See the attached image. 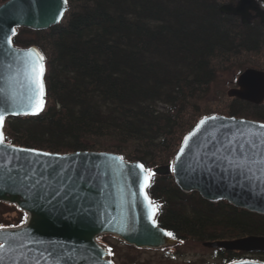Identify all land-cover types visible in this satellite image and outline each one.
Instances as JSON below:
<instances>
[{
  "label": "trees",
  "instance_id": "16d2710c",
  "mask_svg": "<svg viewBox=\"0 0 264 264\" xmlns=\"http://www.w3.org/2000/svg\"><path fill=\"white\" fill-rule=\"evenodd\" d=\"M67 1L59 25L20 29L12 40L45 57L46 106L38 116L6 119L5 143L60 155L111 153L153 172L172 167L204 117L264 124V103L217 95L224 102L215 108L209 100L221 73L264 72L261 21L222 14L220 0ZM147 192L159 205L157 224L180 243L264 237V216L185 194L171 175L153 174ZM219 252V264L247 256L264 263V254Z\"/></svg>",
  "mask_w": 264,
  "mask_h": 264
},
{
  "label": "water",
  "instance_id": "95a60500",
  "mask_svg": "<svg viewBox=\"0 0 264 264\" xmlns=\"http://www.w3.org/2000/svg\"><path fill=\"white\" fill-rule=\"evenodd\" d=\"M68 6V1L64 0H9L0 6V109H11L14 104L17 111H22L25 102L22 77L6 79L12 73L7 65L18 66L13 57L21 56L28 49L40 52L35 46L18 48L13 41L9 46L7 38L13 40L20 29L37 32L59 25ZM260 11L256 0H239L236 5H224L220 9L222 14L240 17L243 23L252 13L258 15ZM262 19L264 22V17ZM44 63L46 69L45 60ZM227 95L254 105L264 103V72L244 71ZM44 100L43 110L46 95ZM43 110L35 115L8 111L5 120L38 116ZM215 117L217 119L208 121L199 131L196 125L190 132L196 134L188 145L182 143L185 150L179 161L176 157L181 147L171 168L159 167L153 174L171 175L185 194L197 193L209 203L227 202L237 209L264 216V176L256 173L261 177L257 179L246 170L230 166L224 159L225 156L240 158L243 140L239 134L264 124ZM6 145L0 146V202L16 206L27 218L23 226L0 232V244L5 246L0 251V264H55L52 258H46L48 251L63 253L59 264H114L108 249L97 242L99 237L107 235L136 249L161 250L179 243L164 234L166 231L156 222L157 211L152 214L140 191L142 177L140 169L135 167L139 162L124 160L121 167L119 161L110 159L118 155L111 153L45 156L42 153L47 152L19 151L26 148ZM245 151L252 154L250 149ZM110 165L118 172L114 173ZM21 233L23 240L5 239ZM203 246L227 252L264 254V237L206 242ZM233 264L264 263L239 261Z\"/></svg>",
  "mask_w": 264,
  "mask_h": 264
},
{
  "label": "snow or ice",
  "instance_id": "6c2138e0",
  "mask_svg": "<svg viewBox=\"0 0 264 264\" xmlns=\"http://www.w3.org/2000/svg\"><path fill=\"white\" fill-rule=\"evenodd\" d=\"M66 3L67 0H64ZM60 16H63V12L60 13ZM15 31L13 30V35ZM7 44L11 46L12 39L11 37L7 38ZM16 64L18 66L13 67L12 63L7 65V68L12 69V73L6 79H16L18 77H22V83L24 88L26 89L24 93V103L22 104V111H17L16 106L13 104L11 109H0V146L5 145V137L3 133V126L5 122V113L11 111L12 114H38L40 111L43 110L45 100L44 97L46 95L45 91V57L42 53H40L36 49H28L23 52L21 56H14L13 57ZM217 117H204L199 121L196 126V131H199L202 126H204L208 121L215 120ZM196 133H190L188 136L184 138V145H188L192 136ZM239 138L243 140V143L240 145V149L242 152V156L238 159H233L228 156H225L224 159L228 162L230 166H233L237 169L246 170L247 172L252 173L254 177L260 179V176H256V173H260L261 176H264V125H260L258 129H249L247 131L241 132L239 134ZM7 147H13L10 143H7ZM251 150V155H248L245 149ZM184 147L182 146L180 152L178 153L176 160L179 161L181 155L184 153ZM19 151H27V152H36L35 149H20ZM40 154V153H37ZM45 156H51V153H42ZM63 159V157H61ZM112 161H119L121 167L123 166L124 157H110ZM110 167H112L110 165ZM136 168L140 169V176L142 180L139 181L140 183V191L144 194V199L147 202L149 208L154 215L159 205H155V202L152 201L146 189L150 187V182L153 176L152 169L146 168L142 163L135 165ZM112 171L117 173L118 170L115 167H112ZM39 183V181H37ZM27 217L25 216V219ZM155 223V221H153ZM9 228L16 227L15 225L7 226ZM5 226L0 225V232L4 231ZM161 231H163L161 229ZM165 235L169 237H174L173 233L165 232ZM24 234L21 233L18 236L13 235L10 237H5V239H20L23 240ZM4 245L0 244V251H3ZM47 251V250H46ZM43 255V253H42ZM52 258L55 261V264H59V260L63 257V253L57 254L55 252L48 251L46 258Z\"/></svg>",
  "mask_w": 264,
  "mask_h": 264
},
{
  "label": "rangeland",
  "instance_id": "374dc122",
  "mask_svg": "<svg viewBox=\"0 0 264 264\" xmlns=\"http://www.w3.org/2000/svg\"><path fill=\"white\" fill-rule=\"evenodd\" d=\"M239 0H235L234 5L237 4ZM229 0H220V3L224 5H233L228 3ZM258 3V2H257ZM260 5L261 11L257 15L252 13V16L247 19V22L258 20L263 22L264 8ZM221 9V8H220ZM242 20V19H241ZM236 72V71H235ZM237 73H232L226 71V73H221L216 79L212 86V93L209 100H213L215 108L222 104L223 101L216 100V96L221 95L228 98L227 93L229 90L235 88L237 79ZM231 99V98H230ZM217 101V102H216ZM166 107L160 105L159 110L165 111ZM25 216L27 215L13 205H8L0 202V225L5 227L10 225L18 226L24 225ZM19 226V227H21ZM18 228V227H17ZM15 229V228H14ZM97 242L108 249L110 252V260L114 264H219V254L214 250L205 248L203 243H198L194 241L179 242L176 246L161 249V250H151V249H136L133 246L127 245L122 242L119 238L115 236H103L97 239ZM259 258L253 256H247L246 261L260 262ZM257 260V261H256ZM262 263V262H261Z\"/></svg>",
  "mask_w": 264,
  "mask_h": 264
},
{
  "label": "flooded vegetation",
  "instance_id": "af4514ba",
  "mask_svg": "<svg viewBox=\"0 0 264 264\" xmlns=\"http://www.w3.org/2000/svg\"><path fill=\"white\" fill-rule=\"evenodd\" d=\"M251 17H253V16H251ZM253 18H255V17H253ZM22 213H23V212H21V215H22ZM23 214H24V213H23ZM21 225H22V224H20V225L14 227V228H17V227H19V226H21ZM14 228L5 227V229H14ZM212 250H214L217 254H219V256H220V252H219V251H224V250H222V249H212Z\"/></svg>",
  "mask_w": 264,
  "mask_h": 264
}]
</instances>
